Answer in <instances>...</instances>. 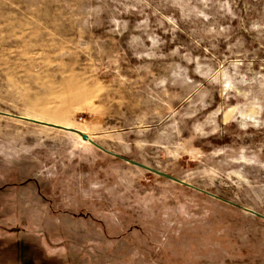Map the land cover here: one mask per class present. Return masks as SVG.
<instances>
[{
  "label": "rangeland",
  "instance_id": "rangeland-1",
  "mask_svg": "<svg viewBox=\"0 0 264 264\" xmlns=\"http://www.w3.org/2000/svg\"><path fill=\"white\" fill-rule=\"evenodd\" d=\"M0 264H264V0H0Z\"/></svg>",
  "mask_w": 264,
  "mask_h": 264
},
{
  "label": "water",
  "instance_id": "water-1",
  "mask_svg": "<svg viewBox=\"0 0 264 264\" xmlns=\"http://www.w3.org/2000/svg\"><path fill=\"white\" fill-rule=\"evenodd\" d=\"M50 125L53 126V127H56V128L63 129V130H69V129H66V128H64V127L57 126V125H54V124H50ZM84 139H87V136H84Z\"/></svg>",
  "mask_w": 264,
  "mask_h": 264
},
{
  "label": "bare ground",
  "instance_id": "bare-ground-1",
  "mask_svg": "<svg viewBox=\"0 0 264 264\" xmlns=\"http://www.w3.org/2000/svg\"><path fill=\"white\" fill-rule=\"evenodd\" d=\"M66 129H68V128H66ZM88 142V141H87Z\"/></svg>",
  "mask_w": 264,
  "mask_h": 264
}]
</instances>
